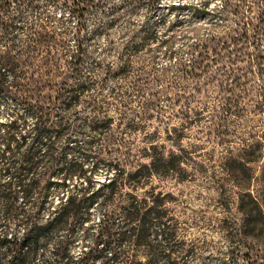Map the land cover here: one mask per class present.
Returning a JSON list of instances; mask_svg holds the SVG:
<instances>
[{
	"label": "rangeland",
	"instance_id": "374dc122",
	"mask_svg": "<svg viewBox=\"0 0 264 264\" xmlns=\"http://www.w3.org/2000/svg\"><path fill=\"white\" fill-rule=\"evenodd\" d=\"M9 13L18 39L42 25L55 29L65 44L55 47L62 58L47 64L46 52L22 56L20 44L14 54L26 73L6 71L7 83L85 84L80 105L67 115L71 131L59 141L57 157L84 164L89 178L74 176L69 191L55 194L54 204L68 193L82 197L88 186L89 193L97 191L118 169L149 162L140 154L151 141L165 154L179 152V144L187 150L182 169L154 175L137 192L142 198L153 187L172 195L166 209L174 237L166 241L162 223L154 222L149 239L159 258L152 262L150 248L131 240L123 242L126 255L147 264H168L167 256L174 264H264V230L254 229L245 241L230 240L225 228L237 217L232 203L238 188L223 164L230 151L238 153L264 136V0H14ZM245 34L248 39L241 38ZM80 44L83 58L73 72L68 65ZM205 52L208 59L197 66ZM193 72L198 76L191 77ZM21 111L0 95V122ZM107 117L111 126L95 127ZM169 133L184 136L176 144ZM2 149L0 142V155ZM253 166L252 192L264 197V158ZM129 191L124 188L108 203L103 187L89 221L75 229V255L93 247L108 215L115 233L129 231L134 224L125 214ZM51 249L48 244L37 261L48 258Z\"/></svg>",
	"mask_w": 264,
	"mask_h": 264
},
{
	"label": "trees",
	"instance_id": "16d2710c",
	"mask_svg": "<svg viewBox=\"0 0 264 264\" xmlns=\"http://www.w3.org/2000/svg\"><path fill=\"white\" fill-rule=\"evenodd\" d=\"M13 1L0 0V95L9 96L22 111L16 119L0 122V142L3 145L0 155V264H147L134 260V254L126 255L122 245L129 240L135 246L147 245L154 256L152 262H155L159 253L149 239L153 223H162L161 235L166 241L170 242L175 234L168 224L166 209L167 197L172 195L156 191L153 187L146 190V196L142 198L137 192L145 188L154 175L178 173L185 163L183 151L187 150L178 144L179 152L165 154L158 150V144L151 141L143 148L144 154H140L148 157L149 162L139 163L131 171L118 169L97 191L89 193L88 186L83 190L82 197L68 193L54 204L55 194L69 191V181L74 176L89 178L84 164L65 163L57 157L59 141L71 131L67 115L80 105V93L85 84L75 87L69 82L58 85L37 80L9 84L4 80L6 71L26 73L21 70L23 62L20 56L14 54L20 44L25 47L19 52L22 56L28 52H32L33 56L46 52V64L62 58L61 50L55 47L61 48L65 44L55 29L42 25L39 28L31 26L27 37L18 39L13 31L16 25L11 18L6 19ZM241 38L248 39L249 35ZM83 50L80 44L69 62L73 72L79 70ZM200 58L197 66H203L208 59L207 52L201 53ZM197 76L194 72L191 75ZM14 88L16 92L12 91ZM136 92L139 93L140 89ZM197 121L194 119V123ZM111 122L112 117H107L95 123V127L107 128ZM183 134L169 133L168 138L177 144L182 141ZM261 138L238 153L230 151L224 159V170L238 188L236 200L232 203L236 205L237 217L234 223H229L230 226L225 225L229 229L230 240L241 236L249 241L254 236V229L264 230V197L259 198L252 192L256 173L253 164L264 158V136ZM103 187L108 189V194L104 196L108 203L124 188L131 189L127 193L125 214L134 224L127 232L115 233L108 215L93 239V247L75 255V229L89 221L90 207ZM226 206L231 208L230 204ZM48 244L52 245L50 256L37 261L40 251H44ZM231 253L236 257L235 249ZM165 259L168 264H174L169 256Z\"/></svg>",
	"mask_w": 264,
	"mask_h": 264
}]
</instances>
